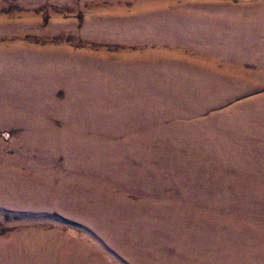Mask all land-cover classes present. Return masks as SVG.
I'll return each mask as SVG.
<instances>
[{
  "label": "rangeland",
  "instance_id": "obj_1",
  "mask_svg": "<svg viewBox=\"0 0 264 264\" xmlns=\"http://www.w3.org/2000/svg\"><path fill=\"white\" fill-rule=\"evenodd\" d=\"M0 264H264V0H0Z\"/></svg>",
  "mask_w": 264,
  "mask_h": 264
}]
</instances>
